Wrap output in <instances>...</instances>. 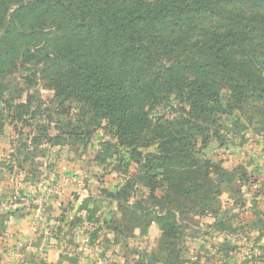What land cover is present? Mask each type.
Listing matches in <instances>:
<instances>
[{"label":"rangeland","instance_id":"374dc122","mask_svg":"<svg viewBox=\"0 0 264 264\" xmlns=\"http://www.w3.org/2000/svg\"><path fill=\"white\" fill-rule=\"evenodd\" d=\"M138 1L158 0H0V16L9 8L7 26L0 33V117L8 121L22 115L21 130L50 135L61 146L73 141L69 137L80 143L84 138L92 141L96 134L99 138L102 132L109 139L104 147L117 143L126 149L135 147L144 160L151 155L154 164L160 161L153 151L156 146L167 152L182 150L184 165L179 166L175 156L165 162L168 200L177 210H158L170 233H166V243L177 244L185 227L196 226L195 216L210 200L212 187L202 185V180L207 181L204 178L213 168L204 164L211 162V148L223 144L229 132H253L256 139H264V8L254 10L237 1L189 0L191 13L188 9L169 13L167 22L157 24L159 39L154 40L168 67L152 76L157 79L152 87L156 101L143 108L147 121L134 135L126 131L117 136L113 113L93 108L74 89L73 76L66 71L78 50L89 49L81 20H90L101 9L117 14ZM33 3L38 4L29 7ZM22 6L27 8L9 22ZM168 8L170 12L176 9ZM225 10L249 18L236 38L232 30L237 28V19L221 14ZM169 32H173L170 37ZM59 51L67 54L56 61L53 56ZM185 187L187 197H182ZM260 189L263 193L264 183ZM147 210L138 212L143 215ZM136 216L129 214L127 222H145ZM171 228H178L177 237ZM249 237L247 242L255 249L249 260L264 264V234Z\"/></svg>","mask_w":264,"mask_h":264},{"label":"crops","instance_id":"0c3cea01","mask_svg":"<svg viewBox=\"0 0 264 264\" xmlns=\"http://www.w3.org/2000/svg\"><path fill=\"white\" fill-rule=\"evenodd\" d=\"M96 135L61 146L0 119V264H165L154 202L166 186L159 181L151 193L144 160H128ZM261 148L264 139L245 131L211 148V199L196 226L185 227L178 264H260L249 260L255 249L247 239L264 234ZM15 179L52 188L41 222L28 207L5 211ZM141 208L151 211L145 222L128 223L129 214L142 217Z\"/></svg>","mask_w":264,"mask_h":264},{"label":"trees","instance_id":"16d2710c","mask_svg":"<svg viewBox=\"0 0 264 264\" xmlns=\"http://www.w3.org/2000/svg\"><path fill=\"white\" fill-rule=\"evenodd\" d=\"M188 1L189 0H158L155 3L138 1L130 6V8L120 9L117 14L114 12L108 13L107 10L101 9L99 14L92 13L90 20H81L82 25L86 27V35L88 37L85 39V42L89 44V49L87 48L82 52L78 50V53H76L78 57L72 60L71 67L66 73L73 76V83H75L74 89L88 100L93 108L104 109L107 112L113 113L114 119L117 122V130L115 131L117 136L126 131H128L130 135H134L138 127L143 122L145 123L147 114L145 111L143 112V108L152 105L156 101V97L152 94V87L156 86L157 79L153 80L152 76L154 77L161 68H168L163 63V59L159 56V43H154V40L159 39L156 29L157 24L167 22L170 18L168 16L169 13H178L186 11V9L191 13L192 11L188 8L190 5ZM221 1H237L254 10L264 8V0ZM199 2L203 3L204 0H199ZM36 4L38 3H33L29 5V7L36 6ZM172 6L176 9L170 12L168 7ZM26 8L27 7L22 6L16 13H13L9 17V22H12L16 14L22 12ZM8 13L9 8L0 16V33L3 26H5L4 22ZM224 13L221 12V14L225 16L237 19V28L232 30V36L236 38V36L241 34L240 27L243 28V22H248L249 18L243 13H235L236 15L227 11ZM76 23H79L78 20ZM4 33L5 35L8 34L7 31ZM172 34L173 32H169L168 37ZM219 35L223 36V34ZM65 54H67V52L59 51L53 58L56 61H61L64 59ZM31 57L32 56H30L29 59H31ZM26 106L28 107L27 104ZM22 118V115L14 116V119L18 122H21ZM69 138L74 139L72 137ZM84 139L86 140L87 138ZM117 145L118 146L115 147L125 151L130 157L128 158L129 160L139 163V161L143 159L141 150H134L135 147L126 149L123 148L120 143H117ZM153 151L154 153H158L159 162L154 164V161L151 160L152 156L149 154L145 156V160L143 159L146 169L145 177L147 182L150 183L151 193L154 191L159 181H162L166 186L164 195L156 200L154 204H156L161 213L165 209L177 210L176 206L168 200L170 181L167 174L168 164L165 162H168V160L171 159L170 157L175 156L178 159L179 166H182V164L184 165V162H182V150L167 152L156 146ZM204 164L213 167L210 171H214V164L211 162H205ZM210 171L207 172L208 176L204 178L207 181L205 182L202 180V185L208 183V186L212 187L211 191H209V198L211 199L213 182L210 181ZM179 185L182 187V182H180ZM183 185H186V183ZM186 187L180 192L182 197H187ZM262 195L264 197V191ZM205 205L206 204H203L202 206L205 207ZM204 207H201L199 210L200 215L204 213ZM150 214L151 211L148 209L146 213L143 215L141 214V218L147 219ZM160 215L155 217V221L159 223L163 230L161 249L164 253L165 264H178V246L183 235L179 237L177 244L166 243L167 240L165 239L166 237L168 238L166 234L168 231L161 223ZM183 215V213H180L181 218ZM63 217L64 216H61L59 218L62 222ZM183 228L184 226H180L179 231L183 232ZM173 229L174 228H171V230ZM172 235L175 237L179 235L178 228H176V230L174 229ZM173 256L175 258H173Z\"/></svg>","mask_w":264,"mask_h":264},{"label":"built area","instance_id":"2783aa9c","mask_svg":"<svg viewBox=\"0 0 264 264\" xmlns=\"http://www.w3.org/2000/svg\"><path fill=\"white\" fill-rule=\"evenodd\" d=\"M14 188L9 195L5 205V211L14 212L16 209L28 207L31 211L33 220L41 222V215L48 201V194L52 192V188L40 187L32 185L19 179L13 180ZM22 191H26V195H21Z\"/></svg>","mask_w":264,"mask_h":264},{"label":"water","instance_id":"95a60500","mask_svg":"<svg viewBox=\"0 0 264 264\" xmlns=\"http://www.w3.org/2000/svg\"><path fill=\"white\" fill-rule=\"evenodd\" d=\"M224 217H225V215H222V216L219 218L218 223H220Z\"/></svg>","mask_w":264,"mask_h":264}]
</instances>
